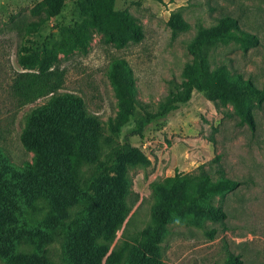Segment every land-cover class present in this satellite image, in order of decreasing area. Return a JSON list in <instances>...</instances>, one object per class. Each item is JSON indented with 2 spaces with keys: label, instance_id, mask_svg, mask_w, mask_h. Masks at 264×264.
Returning a JSON list of instances; mask_svg holds the SVG:
<instances>
[{
  "label": "trees",
  "instance_id": "16d2710c",
  "mask_svg": "<svg viewBox=\"0 0 264 264\" xmlns=\"http://www.w3.org/2000/svg\"><path fill=\"white\" fill-rule=\"evenodd\" d=\"M82 19L60 28V39L34 48L23 41L17 61L25 70L18 78L27 81L26 99L47 96L25 115L20 134L32 161L16 166L0 148V261L3 264H163L161 243L169 225L204 221L223 223L226 212L215 204L236 190L241 182L229 178L213 158L216 174L203 167L196 173L177 172L151 183L154 204L150 223L123 249L110 250L115 233L131 209L130 170L147 168L151 161L130 142L143 136L146 127L163 120L193 91L222 105L230 104L240 124L256 128L254 109L264 104V88L250 78L231 73L227 66L211 68L209 51L218 44L235 42L247 50L259 43L257 35L243 30L237 18L224 15L210 26L198 25L188 43L192 60L183 79L171 82L167 95L151 109L137 97L133 70L124 58H114L107 77L118 109L106 122L88 111L84 99L60 91L65 71L58 54L85 53L94 34L105 43L123 48L144 38V30L127 9H116L115 0H75ZM65 0H41L31 9L39 20L36 29L59 14ZM171 37L187 29L180 12L171 13ZM17 78V79H18ZM131 124L119 140L124 125ZM106 125V127H105ZM212 141V138H211ZM214 230L208 235L213 237ZM58 246L57 258L52 248ZM226 264H241L229 254Z\"/></svg>",
  "mask_w": 264,
  "mask_h": 264
},
{
  "label": "rangeland",
  "instance_id": "374dc122",
  "mask_svg": "<svg viewBox=\"0 0 264 264\" xmlns=\"http://www.w3.org/2000/svg\"><path fill=\"white\" fill-rule=\"evenodd\" d=\"M39 1L0 0V148L16 166L33 158L20 140L25 115L47 98L32 100L23 95L27 81L18 78L25 71L17 61L18 48L23 40L34 48L43 42L52 46L60 39L61 27L83 18L76 1L65 0L59 14L36 29H28L39 20L30 13ZM115 7L127 9L142 25L144 38L140 42L116 48L96 33L85 53L58 54V66L65 71L60 91L80 95L88 111L103 122L118 109L107 77L112 59L128 61L137 97L156 109L171 82L183 79L184 67L192 60L188 43L197 26H210L224 15L237 18L243 30L257 35L259 43L247 50L233 41L214 46L209 51L211 68L225 65L231 73H240L264 88V0H115ZM176 11L188 27L172 38L168 20ZM254 115L256 128L251 131L239 123L230 104L214 103L193 91L190 100L167 118L148 125L142 137L131 136V144L139 147L151 164L130 170L131 209L116 231L110 250H122L150 223L153 181L177 172L197 173L201 167L215 178L217 163L213 158L219 154L226 175L241 182L236 190L215 198L226 218L223 223L206 220L201 225H169L161 243V261L226 264L229 254H234L241 264H264V104L254 109ZM130 125L121 129L120 141ZM210 229L214 230L213 237L208 235ZM52 251L57 258L58 246Z\"/></svg>",
  "mask_w": 264,
  "mask_h": 264
}]
</instances>
